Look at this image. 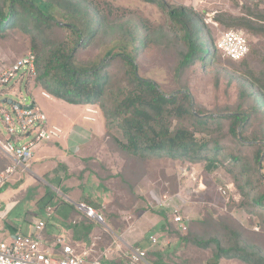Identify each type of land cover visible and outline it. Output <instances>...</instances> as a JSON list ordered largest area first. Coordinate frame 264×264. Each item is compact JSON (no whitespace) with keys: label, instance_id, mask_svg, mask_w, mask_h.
Returning a JSON list of instances; mask_svg holds the SVG:
<instances>
[{"label":"rangeland","instance_id":"obj_1","mask_svg":"<svg viewBox=\"0 0 264 264\" xmlns=\"http://www.w3.org/2000/svg\"><path fill=\"white\" fill-rule=\"evenodd\" d=\"M103 2V0H101ZM120 13L130 18H142L167 34L166 39L145 49L136 61L138 75L154 81L165 93L187 90L193 105L207 114L223 116L240 103L242 107L251 99H241L240 90L248 87L245 71L264 69V36L254 35L242 28H227L217 20L218 13L237 17L244 6L264 0H165L177 7L190 8L200 15L216 40L219 30L245 31L249 41L246 65L227 62L221 56L198 63L177 75L178 45L170 32L167 15L157 6L142 0H104ZM262 2V3H261ZM102 7V5H101ZM123 10V11H121ZM216 23L218 27H214ZM217 28V29H216ZM143 34V33H141ZM29 49V38L19 31L0 39V72ZM99 52L98 43L83 50L79 57L91 59ZM219 54V53H218ZM14 82V81H13ZM9 84L8 93L0 96V110L11 112V105L2 103L9 99L23 104L28 97L46 115L49 126L60 128L64 136L49 143L40 142L34 149L29 163L30 172L18 171L2 191L0 212H5V224L23 227L30 231L41 220L45 222L47 241L56 235H70L80 249H93V255L110 251L106 264H130L123 256L127 247H140L152 264H214L210 248L202 249L183 241L190 235L227 237L228 230L240 234L242 240L264 255V214L250 213V196L244 187L246 177L238 168H231L226 155L240 154L245 159L243 168L253 166V148L248 142L239 145L227 133V123L221 129L223 163L208 170L203 163L170 158L132 159L121 153L112 137L120 138L117 129L107 127L100 109L94 123L83 120L80 106H71L51 97L35 80L22 84ZM4 98V99H3ZM83 106V105H82ZM247 133L256 126L248 121ZM197 140H209L210 135L195 134ZM9 136L2 123L0 111V141ZM23 138L16 144H25ZM259 175L264 176V153L260 158ZM11 161L0 149V171ZM88 202L104 222L85 218L77 208L78 203ZM47 208L50 216L47 217ZM249 208V210H248ZM175 215L184 220L185 230L173 221ZM156 239L152 242L151 238ZM7 240L0 229V242ZM216 264H244L235 259H221Z\"/></svg>","mask_w":264,"mask_h":264},{"label":"trees","instance_id":"obj_2","mask_svg":"<svg viewBox=\"0 0 264 264\" xmlns=\"http://www.w3.org/2000/svg\"><path fill=\"white\" fill-rule=\"evenodd\" d=\"M142 1L159 7L168 17L169 30L179 46L177 75L197 63L205 66L208 59L220 58L215 39L195 11L165 0ZM259 6V2H250L239 16L218 13L215 20L227 28L264 36V8ZM114 11L104 0H0V39L14 31L26 35L35 55L36 83L66 104L97 106L106 126L115 127L120 135L119 139L112 137L116 147L132 159L167 157L203 163L212 170L218 162L223 163L220 157L225 148L220 133L227 123L228 135L239 145L248 142L253 148L254 164L243 168L245 159L229 153V170L238 168L240 176L246 177L241 189L247 188V195L254 192L250 205L246 204L249 212L264 214V176L258 170L264 153V69L245 71L248 87H242L239 94L251 103L245 107L239 103L223 116L207 114L193 105L187 90L165 93L154 81L138 75V56L167 34L142 18L116 16ZM96 42L99 52L91 59H81L79 54ZM246 62L247 56L238 64ZM249 120L256 127L247 133ZM196 133L211 139L197 140ZM88 206L93 204L88 202ZM40 215L39 211V220ZM182 240L202 249L212 245L214 264L221 259L264 264V255L232 230L226 238L190 235ZM152 257H147L150 264Z\"/></svg>","mask_w":264,"mask_h":264},{"label":"built area","instance_id":"obj_3","mask_svg":"<svg viewBox=\"0 0 264 264\" xmlns=\"http://www.w3.org/2000/svg\"><path fill=\"white\" fill-rule=\"evenodd\" d=\"M213 26L218 27L216 23ZM215 49L223 59L240 62L249 54L248 36L239 29L219 30ZM35 77V55L32 51H27L0 72V96L8 93L6 88L13 81V84L20 85L28 79L35 80ZM42 95L48 97L45 92ZM10 105L11 112L0 110L2 123L9 136L8 140L0 141V149L11 161V164L0 171V190L14 179L19 170L29 172L34 149L40 142L54 141L61 135L59 128L49 126L46 115L31 97L23 104L12 102ZM86 119L93 121V118ZM23 138L29 140L25 144H16ZM77 208L85 218L104 222L92 207L78 203ZM50 211L47 208V217L50 216ZM173 221L182 230L186 229L180 215H175ZM33 227L32 234L16 233L0 242V264H106L103 260L110 255V251L101 256L93 255L92 248L80 249L78 243L72 241L66 233L54 237L49 245L44 233L45 222L39 220ZM151 241L156 242V239L152 237ZM123 256L130 264H149L146 251L140 247H127Z\"/></svg>","mask_w":264,"mask_h":264},{"label":"crops","instance_id":"obj_4","mask_svg":"<svg viewBox=\"0 0 264 264\" xmlns=\"http://www.w3.org/2000/svg\"><path fill=\"white\" fill-rule=\"evenodd\" d=\"M43 93V92H42ZM42 93H41V95H42ZM43 96V95H42ZM44 97V96H43ZM44 98H46V99H50V96L48 95V97H44ZM71 106H80V107H82V110H83V120H87L86 118L87 117H89V118H93V121H90V120H88L87 122H92V123H94L95 121H96V116H97V113L95 112V109H93L94 108V106L93 105H71ZM90 111H92V112H90ZM52 126V125H51ZM54 127H56V126H54ZM60 129V128H59ZM60 131H61V135L59 136V138L57 139L58 141H59V139H61L63 136H64V134H66L65 132H63L61 129H60ZM55 141V140H54ZM51 142V141H50ZM45 143H49V142H45ZM30 172V171H29ZM2 191H3V189H1L0 190V199L2 198V196H3V194H2ZM6 212V211H5ZM5 212L4 211H2V212H0V229H1V231L2 232H4V235L8 238L9 236H14L16 233H21V234H32L33 233V228L34 227H32V229L30 230V231H25L24 229H23V227L21 228L20 226L19 227H15L14 225H12V226H9L10 228H8V224H5V228L2 226V219H4L5 218ZM57 236V235H56ZM48 242V244L49 245H51V243L53 242V241H47ZM124 255V254H123ZM149 263V262H148ZM150 264V263H149Z\"/></svg>","mask_w":264,"mask_h":264},{"label":"water","instance_id":"obj_5","mask_svg":"<svg viewBox=\"0 0 264 264\" xmlns=\"http://www.w3.org/2000/svg\"><path fill=\"white\" fill-rule=\"evenodd\" d=\"M2 103H8V104H12V101L11 100H9V99H4V100H2L1 101Z\"/></svg>","mask_w":264,"mask_h":264}]
</instances>
